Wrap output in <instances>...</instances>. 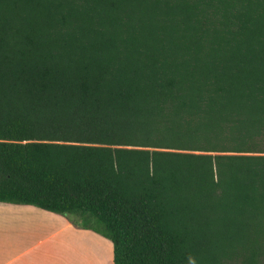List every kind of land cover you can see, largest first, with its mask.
Listing matches in <instances>:
<instances>
[{"label":"trees","instance_id":"1","mask_svg":"<svg viewBox=\"0 0 264 264\" xmlns=\"http://www.w3.org/2000/svg\"><path fill=\"white\" fill-rule=\"evenodd\" d=\"M0 202L264 264V0H0Z\"/></svg>","mask_w":264,"mask_h":264},{"label":"crops","instance_id":"2","mask_svg":"<svg viewBox=\"0 0 264 264\" xmlns=\"http://www.w3.org/2000/svg\"><path fill=\"white\" fill-rule=\"evenodd\" d=\"M69 237L85 239L83 246L76 252L73 247L63 252L62 245ZM103 241L113 251L108 239L76 228L62 215L0 202V264H76L77 259L78 264L82 259H93L97 264L98 254L100 264H109Z\"/></svg>","mask_w":264,"mask_h":264},{"label":"rangeland","instance_id":"3","mask_svg":"<svg viewBox=\"0 0 264 264\" xmlns=\"http://www.w3.org/2000/svg\"><path fill=\"white\" fill-rule=\"evenodd\" d=\"M84 241H85V239L82 240L81 238L75 239V238L69 237L68 240L66 242H64V245H62V251L64 252L66 249L68 250V249L73 247L72 250H74L76 252L78 250L77 248H79V246H83V244H84L83 242ZM92 241H96V240H92ZM104 246L106 247V249L108 251V252H106V257L108 258L109 264H114L113 263V251H112V249L109 247V245L107 246V243H105ZM82 249H83V247H82ZM68 254H70V252ZM108 254H109V256H108ZM97 256H98L97 264H100L101 257H100L99 254ZM110 260H111V262H110ZM76 264H78V259H77V263ZM80 264H96V263H95V261L93 259H90V260L89 259H82V260H80Z\"/></svg>","mask_w":264,"mask_h":264}]
</instances>
